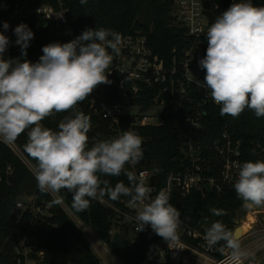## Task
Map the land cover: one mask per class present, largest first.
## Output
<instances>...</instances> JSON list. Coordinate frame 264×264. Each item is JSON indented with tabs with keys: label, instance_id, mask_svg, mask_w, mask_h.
I'll use <instances>...</instances> for the list:
<instances>
[{
	"label": "clouds",
	"instance_id": "1",
	"mask_svg": "<svg viewBox=\"0 0 264 264\" xmlns=\"http://www.w3.org/2000/svg\"><path fill=\"white\" fill-rule=\"evenodd\" d=\"M82 5L88 0H80ZM58 17L62 18V15ZM10 27L3 22V29ZM15 44L21 56L34 33L25 23L14 28ZM206 54L198 62L205 71L204 88L220 107V116L238 119L245 110L257 119L264 118V6L253 0H234L216 17L206 33ZM122 36L103 27L87 28L70 42H52L42 48L38 62L5 58L10 40L0 31V139L15 143L27 133L24 151L35 161L32 169L40 193L53 195L51 203L59 204L61 190L72 194L71 208L84 212L91 201L129 198L136 208L137 231L146 226L172 248L179 239L181 212L170 203V195L161 190L154 198L152 189L126 165L135 166L143 157V138L134 130L116 137L97 140L89 147L91 117L78 110V104L102 84H111L108 76L114 56L120 54ZM58 113H69L58 123V129L45 127L42 121ZM232 187L245 208L264 207V160L238 165ZM125 175L113 186L102 177ZM213 216H223L224 209L210 208ZM203 223L204 240L209 248L230 250L232 264H242L249 252L242 245L241 232L228 229L221 221ZM223 242V243H221Z\"/></svg>",
	"mask_w": 264,
	"mask_h": 264
},
{
	"label": "trees",
	"instance_id": "2",
	"mask_svg": "<svg viewBox=\"0 0 264 264\" xmlns=\"http://www.w3.org/2000/svg\"><path fill=\"white\" fill-rule=\"evenodd\" d=\"M18 1L21 0H0V24ZM45 2L47 0H38L37 3ZM68 3L70 24L77 34H81L87 28L101 27L121 35L141 31L147 35L154 51L167 62H171L176 56L173 53L174 49L180 53L192 43L174 17L172 0H88V3L84 5L80 3V0H69ZM253 3L256 6H264V0H253ZM144 6H146L147 15L139 17V12L141 13ZM28 26L34 33V38L27 48L28 60L33 59L38 62L39 57L43 55V46L52 42L63 43L62 38L58 36L60 31L58 24L46 25L43 19L37 17L29 19ZM203 44L206 54V38ZM142 102L149 103L148 100ZM77 107L91 117L92 127L88 133L89 147L97 140L110 139L103 127V122L92 117L86 101L78 104ZM184 108L185 105L181 106L177 101L169 99L167 114H163L167 120L164 126L136 130L146 139L143 147L147 153L144 155L142 167L153 170L154 184L159 186L165 183L172 171L182 168L185 134L183 125L188 117V111ZM219 112L220 107H209L207 115L203 117L202 128L197 138L204 154L214 155L215 145L221 141L222 135L228 132L242 141L243 163L264 160V118L257 119L250 110H245L238 119L230 116L221 117ZM66 115L69 113H58L54 117L43 120L42 124L57 130L58 123ZM26 142V132L15 142L22 158L0 139V264H17L16 247L19 244V238L11 225L16 219L17 203L31 198L41 199V201L50 200L48 194L40 193L37 188L35 177L28 165L29 163L34 167L35 161L30 159L24 151ZM219 167L210 175L219 178ZM126 168L133 171L130 165H126ZM102 179H108L113 186L120 181L128 185L127 177L123 174L119 177H102ZM59 195L79 220L92 229L99 240L108 245L115 257L124 264L143 263L148 254L160 245L161 237L152 234L145 227L143 231L135 233L134 238H138L135 247L116 249L111 244V231L115 225L118 226L124 221L117 211L98 200H93L89 209L77 213L71 208L72 194L61 190ZM104 198L121 211H126L131 205L129 198L124 196L116 201L110 200L107 196ZM170 203L180 210L182 223L186 227L203 233L206 227L203 223L205 217L208 218L209 224L219 220L228 229L236 230L239 214L242 213L244 206L235 190L227 189L221 193L215 190L209 192L205 189L202 193H193L186 197L177 190L173 193ZM213 207L224 209L226 214L213 216L209 211ZM32 220L31 213L24 212L18 228L26 232ZM39 226L40 228L37 227L34 230L39 240V249L45 252L46 264H103L82 231L58 204L52 216L46 221H40ZM121 231L128 236L130 227L126 224ZM185 239L193 244L192 240ZM217 257L222 258L223 255L218 253ZM152 264H159V262L154 261Z\"/></svg>",
	"mask_w": 264,
	"mask_h": 264
},
{
	"label": "built area",
	"instance_id": "3",
	"mask_svg": "<svg viewBox=\"0 0 264 264\" xmlns=\"http://www.w3.org/2000/svg\"><path fill=\"white\" fill-rule=\"evenodd\" d=\"M174 17L186 37L192 41L189 47L184 48L180 53L173 50L176 55L171 62L162 59L152 48L147 35L141 31H136L122 36L120 54L115 55L110 65L108 76L111 84L99 85L90 96L85 99L88 109L97 120L103 122V127L108 132L110 138L116 137L125 130L136 131L139 128L162 127L167 123L166 113L169 99L177 101L179 105H185L188 117L184 121V144H183V164L178 171H172L165 183L161 186L155 183L153 170L142 167V159L133 167L134 173L142 178L146 185L152 189L150 196L154 198L161 190L170 195V199L175 191H180L184 197L193 193H202L207 184H210L212 191L221 193L230 185V190H234L232 185L237 179L239 168L242 164V141L225 132L221 141L215 145L214 155H206L197 138L202 128L203 117L207 115L209 107H219L216 105L204 88H198L193 80L203 82L205 71L198 66V62L205 56L204 39L211 21L205 14V2H210V10L215 17L227 10L234 0H174ZM38 0H21L16 2L5 17L10 25L8 30L3 29V22L0 24V31L9 38L10 44L4 53L7 58L27 59L21 56V49L15 44L16 36L14 28L20 23L28 25V20L41 18L46 25L58 24L60 31L58 36L63 43L70 42L80 34H77L70 24L69 0H47L45 3H37ZM62 15V18L58 17ZM28 60V59H27ZM33 63L36 61L29 60ZM154 93V95H153ZM148 100L149 103L142 101ZM147 108L145 112H141ZM192 111L191 114L189 112ZM143 138V144L146 142ZM97 140V139H96ZM8 144V143H7ZM16 145L15 143H12ZM12 144H8L13 150ZM145 148L142 145L144 153ZM15 151V150H14ZM31 170L33 166L30 165ZM220 166V167H219ZM219 167V178L210 175ZM154 179V180H152ZM50 200L38 203V199L31 198L17 203L16 219L11 224L14 232L19 238L16 247L17 264H46V255L39 249V240L35 233L40 221H46L52 216L56 204L51 203L53 195L48 194ZM117 211L124 221L118 226H114L111 234L112 238L117 232L122 233V228L127 224L134 233L138 224L135 220L137 214L133 205L128 206L126 211L115 208L105 198L97 199ZM66 214L73 220L76 226L82 231L86 239L91 241L88 234V227L61 202L58 204ZM247 210V220L249 215H253L255 221L246 232L242 240H248L243 247L249 252L242 264H264V227L256 230L259 222L258 215L264 214V210H255L256 207ZM29 211L33 216L30 227L26 232L18 228V224L24 212ZM248 222V221H247ZM245 224L246 222H241ZM184 226V233L179 235L176 243L169 248L168 243L161 238L160 245L156 250L151 251L145 261L141 264H152L158 261L159 264H194L193 260H201V264H232L229 260L230 250H226L222 258H218L219 247L209 248L204 240V233ZM238 227V224H237ZM146 228L152 233L150 225ZM193 241L190 244L186 239ZM88 241V242H89ZM97 249V246L95 247ZM100 249V248H99ZM101 250V249H100ZM102 256L104 251L101 250ZM191 253L193 256L189 255ZM106 257V264H115L113 259ZM105 259V258H104Z\"/></svg>",
	"mask_w": 264,
	"mask_h": 264
},
{
	"label": "rangeland",
	"instance_id": "4",
	"mask_svg": "<svg viewBox=\"0 0 264 264\" xmlns=\"http://www.w3.org/2000/svg\"><path fill=\"white\" fill-rule=\"evenodd\" d=\"M145 16V15H147V10H146V6H144L143 7V9L141 10V13L139 12V17L141 16ZM12 147L14 148V150H15V152L19 155V156H21L22 157V154L20 153V151L18 150V148H17V146L16 145H13L12 144ZM23 158V157H22ZM28 163V162H27ZM28 165L30 166V164L28 163ZM31 167V166H30ZM59 197H60V195H59ZM61 198V197H60ZM62 199V198H61ZM62 202H64L63 200H62ZM255 210H264V207H256V209ZM248 212H247V210L246 209H243V211H242V213H240L239 214V220L238 221H241L242 223L243 222H247L248 220H247V214ZM257 218H259V222H258V224H257V228H256V230H258V229H260V228H263L264 227V214H260V215H258V217ZM73 221V220H72ZM88 231H89V235H90V238H91V240H92V242L91 241H89V244L91 245V247L94 249V251L97 253V255L99 256V258H100V260L102 261V263L103 264H106V255L107 256H109L111 259H113V261L115 262V264H124L123 262H121L120 260H118L116 257H115V255H114V253H113V251L111 250V248L108 246V245H106V244H104L103 242H101L100 240H99V238L97 237V235L95 234V232L92 230V229H90V228H88ZM178 233H179V235H182L183 233H184V226L183 225H181V227L178 229ZM85 236V235H84ZM128 236L129 237H134L135 236V233L132 231V230H130V232H129V234H128ZM242 236V235H241ZM248 240H242V245H244L246 242H247ZM97 246V249L95 248ZM102 251H104V253L105 254H103V256H102V253H101V250ZM189 255H191V256H193L191 253H188ZM105 258V259H104ZM201 260H193V263L194 264H201Z\"/></svg>",
	"mask_w": 264,
	"mask_h": 264
},
{
	"label": "water",
	"instance_id": "5",
	"mask_svg": "<svg viewBox=\"0 0 264 264\" xmlns=\"http://www.w3.org/2000/svg\"><path fill=\"white\" fill-rule=\"evenodd\" d=\"M174 0H172V3L174 4ZM205 7H206V11L205 14L208 16V18L210 19L211 23H213L216 19L215 15L213 14V12L210 10V2L206 1L205 2ZM147 110V108H143L141 110V112H145ZM192 111L189 112V114H191ZM147 153V150H144V154ZM154 180V179H152ZM207 190L209 192L212 191V188L210 186V184H207L206 186ZM227 190H230V185H226ZM41 202V199H38V203ZM238 227L236 228V230H239L241 232V240L245 237L246 232L243 231L244 229V224H241L240 221H237ZM38 228H40V226L38 225ZM138 242V238H134V237H129L127 236V234L125 233H121V232H117L115 233V235L112 238V242L111 244L113 245L114 248L116 249H129V248H133L135 247V245ZM128 264V263H126Z\"/></svg>",
	"mask_w": 264,
	"mask_h": 264
},
{
	"label": "bare ground",
	"instance_id": "6",
	"mask_svg": "<svg viewBox=\"0 0 264 264\" xmlns=\"http://www.w3.org/2000/svg\"><path fill=\"white\" fill-rule=\"evenodd\" d=\"M254 221H255L254 216H253L252 214L249 215V216H248V222H246V223L244 224V229H243V231L247 232L248 229L251 227V225H252V223H253Z\"/></svg>",
	"mask_w": 264,
	"mask_h": 264
},
{
	"label": "crops",
	"instance_id": "7",
	"mask_svg": "<svg viewBox=\"0 0 264 264\" xmlns=\"http://www.w3.org/2000/svg\"><path fill=\"white\" fill-rule=\"evenodd\" d=\"M2 140V139H1ZM115 263V262H114ZM119 264V263H118Z\"/></svg>",
	"mask_w": 264,
	"mask_h": 264
}]
</instances>
